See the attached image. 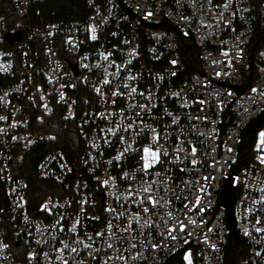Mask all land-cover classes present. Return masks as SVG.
<instances>
[{
    "label": "built area",
    "instance_id": "1",
    "mask_svg": "<svg viewBox=\"0 0 264 264\" xmlns=\"http://www.w3.org/2000/svg\"><path fill=\"white\" fill-rule=\"evenodd\" d=\"M84 2L75 19L49 0H0V264H19L7 227L21 264H226L228 178L237 264H264V144L236 169L264 113V47L243 86L264 0ZM55 106L82 147L75 160L43 153L37 178L55 188L32 208L19 166L49 144L32 128Z\"/></svg>",
    "mask_w": 264,
    "mask_h": 264
},
{
    "label": "trees",
    "instance_id": "2",
    "mask_svg": "<svg viewBox=\"0 0 264 264\" xmlns=\"http://www.w3.org/2000/svg\"><path fill=\"white\" fill-rule=\"evenodd\" d=\"M47 8L56 10L58 13L57 16L59 17L63 16L76 19L81 17L84 13L85 2L84 0H49ZM262 47H264V28L258 27L249 46L251 68L248 72V77L243 84L244 87L251 85L253 82L255 55ZM183 52L187 55V60L185 61L189 67L191 69H198L199 63L197 60V50L193 43L188 42L184 44ZM256 126H258V124ZM32 129L35 132L48 135L51 139L48 145L39 147L34 152L29 153L26 156L25 161L19 166L20 173L18 175L24 177L28 184L30 205L32 208H36L44 197L51 191H54L55 188L53 183L37 178L36 167L43 153L51 149H60L69 159L75 160L81 150L82 140L75 123L65 121L61 114V109L57 106L54 107L53 113L45 115L43 120L38 123L34 122ZM252 132L246 138L244 148L240 150L236 169L245 167L255 159V150L253 148L255 143L252 137ZM251 154L252 158L249 159L247 156ZM236 194L237 193L232 189L231 197L233 202L235 201ZM5 234L7 242L10 243V249L14 253L18 248V245L12 242L11 232L8 231V227ZM231 242H233L232 233L229 236V243L226 249V264H237L239 260L247 256V248L245 244L242 243L241 245L235 244L233 250H231Z\"/></svg>",
    "mask_w": 264,
    "mask_h": 264
},
{
    "label": "water",
    "instance_id": "3",
    "mask_svg": "<svg viewBox=\"0 0 264 264\" xmlns=\"http://www.w3.org/2000/svg\"><path fill=\"white\" fill-rule=\"evenodd\" d=\"M19 37V36H18ZM72 69L74 71V74L76 76V78L78 79V71H77V66L73 65ZM264 119V113H262L259 117H257L256 119H254L251 124L248 126L242 142H241V146L240 148L243 149L245 146V140L248 137V135L252 132L253 128L262 120ZM231 185H232V179L228 178L226 180L225 183V187L223 190V194H222V203L227 207L228 209V214H227V221H228V225L231 228L232 231V239L233 242L230 243V249L233 250L234 245H241L242 244V239L240 238L238 231L235 227V222H234V214H233V201H232V197H231Z\"/></svg>",
    "mask_w": 264,
    "mask_h": 264
},
{
    "label": "snow or ice",
    "instance_id": "4",
    "mask_svg": "<svg viewBox=\"0 0 264 264\" xmlns=\"http://www.w3.org/2000/svg\"><path fill=\"white\" fill-rule=\"evenodd\" d=\"M209 2H211V0H209ZM225 7H227V5H225ZM93 38H95V37L93 36ZM223 55L227 56L228 53L225 52V53H223ZM217 75H219V73H217ZM105 83H108V81H105ZM253 91H256V89H253ZM201 103H203V101H201ZM0 119H4V117H0ZM259 137H260L261 144H264V132L259 133ZM195 151H196V149L193 148V154H195ZM144 152H145V168H147V167L150 166L149 163H148V160H147V156L149 155V149H147V148L144 149ZM150 155H151V157H152V159L154 161H158V159H159V152L158 151L151 152ZM262 162H264V161H262ZM193 163H195V161H193ZM106 183H107V181H105V184ZM144 191H148V189H144ZM146 199L148 201H151L153 204L156 203V201L150 195L147 196ZM148 210H149L148 208H144V211L145 212H147ZM182 229H183V225H181V230ZM257 231L259 232V231H261V229L260 228H257ZM5 247H7V246L5 245ZM109 247H111V244H109ZM72 251L75 252L76 249H72ZM65 264H66V262H65ZM125 264H126V261H125Z\"/></svg>",
    "mask_w": 264,
    "mask_h": 264
},
{
    "label": "rangeland",
    "instance_id": "5",
    "mask_svg": "<svg viewBox=\"0 0 264 264\" xmlns=\"http://www.w3.org/2000/svg\"><path fill=\"white\" fill-rule=\"evenodd\" d=\"M45 117V115H43V118ZM40 122V121H39ZM36 123V121H35ZM38 123V121H37ZM253 132H252V137L254 139V149L255 146L260 145V137H259V133L264 132V119H262L259 123L258 126H256L255 128H253ZM254 155V154H253ZM249 159L252 158V154L247 156ZM30 210V209H29ZM31 212H33V210H30ZM15 258L18 260V263L21 264L23 263V260H25L26 258V251L24 246H18V248L16 249V251L14 252Z\"/></svg>",
    "mask_w": 264,
    "mask_h": 264
}]
</instances>
